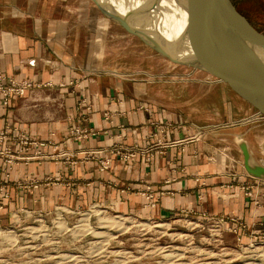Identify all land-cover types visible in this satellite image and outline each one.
<instances>
[{
    "label": "crops",
    "instance_id": "0c3cea01",
    "mask_svg": "<svg viewBox=\"0 0 264 264\" xmlns=\"http://www.w3.org/2000/svg\"><path fill=\"white\" fill-rule=\"evenodd\" d=\"M99 12L93 0H0V73L41 84L0 96V222L102 202L154 219L192 209L201 219L234 215L246 223L245 239L264 233V195L257 202L241 187L254 178L238 144L247 139L264 164V119L209 127L208 119L233 120L240 110L227 84L199 83L175 103L148 78L112 67L102 45L110 24ZM196 103L215 116L195 115ZM77 126L89 133L77 138ZM25 135L37 142L22 145ZM114 144L151 149L127 161L111 156L104 170L107 152L86 153ZM148 186L155 204L141 192Z\"/></svg>",
    "mask_w": 264,
    "mask_h": 264
},
{
    "label": "rangeland",
    "instance_id": "374dc122",
    "mask_svg": "<svg viewBox=\"0 0 264 264\" xmlns=\"http://www.w3.org/2000/svg\"><path fill=\"white\" fill-rule=\"evenodd\" d=\"M232 2L259 31L264 33V0H232ZM99 14L103 13L101 14L100 11ZM107 22L110 24L111 34H105L102 45L110 65L148 78L153 87L162 90L160 95H164L165 98L167 95L174 96L175 103H178L184 94L198 92L199 83L205 84L206 88L217 87L220 84L225 87L228 85L202 70L172 62L137 36L128 33L118 23L110 19ZM206 95L208 102L214 99L211 92H206ZM231 95L240 108L233 120L226 121L224 118H218L210 112L209 108L205 112L198 103L191 107L196 109L195 115H206L207 118L211 115H213L211 117H217L208 119L206 125L209 127L233 123L249 126L248 124L260 120L256 118V112L259 110L233 90ZM169 101L173 102L174 99L170 98ZM199 108L201 111L198 110ZM118 213L129 216L128 226L117 231V236L110 238L103 246L104 251L101 254L92 252L94 248L92 234L85 231L87 234L78 235L84 231H73L71 228L85 215L89 217L93 225H96L99 215L111 216ZM55 221L59 227L62 226L61 228L65 229L63 232H60L59 227L53 224ZM159 221L167 222V228L154 226ZM140 223L151 224L143 226ZM40 225H44L48 230L49 235L45 240L29 239L28 236H24L26 228L40 227ZM64 227L70 228L73 234L72 232L64 233L68 230ZM0 230L2 231L0 233V264H164L167 260L165 257L167 252L164 248L173 245L183 249L187 262L184 258L182 261L185 264L204 263L207 251L216 253L213 259L224 264L233 260L238 264L247 262L264 264V233H251L245 239V230L235 232L228 227L221 228L211 218L199 220L195 217L177 216L168 220H152L147 216L120 212L102 202L82 209L58 206L47 212H20L9 224L0 222ZM26 238L29 241L24 242ZM63 254L68 256L64 258Z\"/></svg>",
    "mask_w": 264,
    "mask_h": 264
},
{
    "label": "water",
    "instance_id": "95a60500",
    "mask_svg": "<svg viewBox=\"0 0 264 264\" xmlns=\"http://www.w3.org/2000/svg\"><path fill=\"white\" fill-rule=\"evenodd\" d=\"M93 1L159 54L220 79L264 114V33L232 0ZM238 144L248 173L264 179L247 139Z\"/></svg>",
    "mask_w": 264,
    "mask_h": 264
},
{
    "label": "built area",
    "instance_id": "2783aa9c",
    "mask_svg": "<svg viewBox=\"0 0 264 264\" xmlns=\"http://www.w3.org/2000/svg\"><path fill=\"white\" fill-rule=\"evenodd\" d=\"M218 81H221L220 79L216 78ZM46 86L48 84H45ZM41 87V84L35 83L29 79H23V80H17L15 78H8L5 74L0 73V96H3L5 100L10 98L11 96L14 95H25L28 93V91L34 90L35 88ZM256 118L257 119H264V114L261 113L260 111L256 112ZM162 131L164 130L163 128L161 129ZM71 133L76 136L77 138L84 137L86 136L89 131L87 129H82L80 127H75L72 129ZM37 141L31 138L30 136H23L21 137V143L22 145H26L29 143H36ZM177 141H169L166 142L165 145H174L176 144ZM154 146V145H153ZM151 148H142V147H135V146H130V147H125L123 144H114L109 147H103L99 149H91L87 150L86 153L88 155L90 154H95L98 152H107L110 156L103 158L100 160V168L102 170L109 168L110 162L112 160L111 156H116L117 158H120L121 160H130L133 159L137 153L139 152H145V151H150ZM8 154L10 155V151L7 150ZM253 181H244L241 184V187L244 189V191L249 194L250 196H255L257 198V202L260 200V196L264 195V191H259L261 184L259 183L260 178L254 177ZM256 179V181H255ZM143 194H145L150 201V204H155L157 202V195L155 190L151 187L148 186L144 190L141 191ZM96 204V203H94ZM3 205L0 204V208ZM29 212V210L27 211ZM194 210H183L182 215L180 216H189V217H195L194 215ZM152 220H155L154 218L148 217ZM197 219H201L198 217H195ZM208 219H214L217 223V225L221 228L223 227H228L230 230L235 231V232H240L244 230L246 227L245 221L241 220L237 216L234 215H227V214H219V215H211L206 217ZM162 220H168V219H162ZM230 222H234L236 225H229Z\"/></svg>",
    "mask_w": 264,
    "mask_h": 264
},
{
    "label": "bare ground",
    "instance_id": "6f19581e",
    "mask_svg": "<svg viewBox=\"0 0 264 264\" xmlns=\"http://www.w3.org/2000/svg\"><path fill=\"white\" fill-rule=\"evenodd\" d=\"M94 211H95V209H94ZM101 212H102V210H101ZM98 213L100 214V212H98ZM84 214H87V212H84ZM128 217L129 216H125V215L119 214V213L115 214V215H111V216H109V215L106 216V214L105 215L101 214L98 216V223L96 225H93V223H91L89 221V217L87 215H85L84 217L79 219L80 221L78 220L79 224L77 223L75 226H73L71 228L73 231H84L82 234L80 233L78 235L87 234L86 232L92 234L94 237V240H93L94 248H93L92 252L95 254H101L104 251L103 246L105 244H107V242L110 240V238L117 236V234H116L117 231L124 229L128 226V223L130 220V219H128ZM58 221H62V220H58ZM53 224L55 226H58L57 221L53 222ZM140 224L143 226H148L151 223H140ZM166 225H167V222H163V221H159V222L154 224V226L159 227V228H163V227L167 228ZM61 227L62 226L59 227V231L63 232L65 229H62ZM51 228H49V230ZM64 228H66V227H64ZM66 230L67 231L64 233H67V232L71 233L72 232V234H73V231L70 228H66ZM0 233H2L1 230H0ZM48 235H49L48 230L44 225H40V227L30 226V227L26 228L25 234H24V236L25 237L28 236L29 239L38 238V239H42V240H45L48 237ZM27 241H29V240L27 239L24 242H27ZM32 246H34V244ZM173 246H166L164 248V250L167 252V253H165V257L167 260L164 264H185V262H187V261L184 258L183 249H181V247H177L176 245H175L176 247H173ZM206 253H207V258H206L205 262L203 261L204 263H201V264H224V263H221V261L213 259L214 257H216V253H214L212 251H207ZM102 255H104V254H102ZM67 256L68 255L63 254L62 257L66 258ZM54 257H56V256H54ZM183 258H184L185 262L182 261ZM58 260H59V258H58ZM233 261H229V263L227 261V263L228 264H238V263L233 262ZM160 263H162V262H160ZM245 264H258V263L247 262Z\"/></svg>",
    "mask_w": 264,
    "mask_h": 264
}]
</instances>
